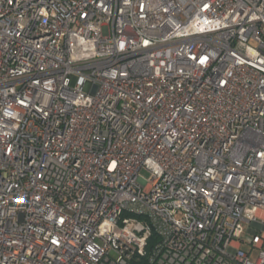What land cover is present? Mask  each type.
Listing matches in <instances>:
<instances>
[{
    "label": "built area",
    "instance_id": "2783aa9c",
    "mask_svg": "<svg viewBox=\"0 0 264 264\" xmlns=\"http://www.w3.org/2000/svg\"><path fill=\"white\" fill-rule=\"evenodd\" d=\"M0 264H264V0H0Z\"/></svg>",
    "mask_w": 264,
    "mask_h": 264
},
{
    "label": "rangeland",
    "instance_id": "374dc122",
    "mask_svg": "<svg viewBox=\"0 0 264 264\" xmlns=\"http://www.w3.org/2000/svg\"><path fill=\"white\" fill-rule=\"evenodd\" d=\"M246 250H247V248L246 247H244ZM253 259H256V257H257V252H253V254H252V256H251Z\"/></svg>",
    "mask_w": 264,
    "mask_h": 264
}]
</instances>
